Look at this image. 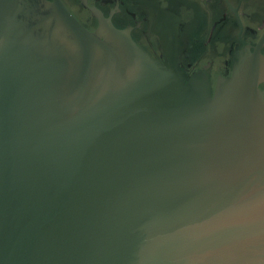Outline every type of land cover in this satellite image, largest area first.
Listing matches in <instances>:
<instances>
[{
	"label": "water",
	"instance_id": "obj_1",
	"mask_svg": "<svg viewBox=\"0 0 264 264\" xmlns=\"http://www.w3.org/2000/svg\"><path fill=\"white\" fill-rule=\"evenodd\" d=\"M165 51L0 0V264H264V57Z\"/></svg>",
	"mask_w": 264,
	"mask_h": 264
},
{
	"label": "flooded vegetation",
	"instance_id": "obj_2",
	"mask_svg": "<svg viewBox=\"0 0 264 264\" xmlns=\"http://www.w3.org/2000/svg\"><path fill=\"white\" fill-rule=\"evenodd\" d=\"M60 1L90 32L102 20L128 32L159 64L167 60L165 46L172 47L175 68L185 82L200 72L211 95L220 79L231 77L243 53L264 57V0ZM165 13L172 18L165 19Z\"/></svg>",
	"mask_w": 264,
	"mask_h": 264
}]
</instances>
